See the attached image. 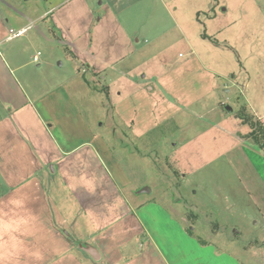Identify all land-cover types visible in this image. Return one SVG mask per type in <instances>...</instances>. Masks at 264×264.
<instances>
[{"label": "crops", "instance_id": "1", "mask_svg": "<svg viewBox=\"0 0 264 264\" xmlns=\"http://www.w3.org/2000/svg\"><path fill=\"white\" fill-rule=\"evenodd\" d=\"M173 2L178 5L172 7ZM184 2L53 0L47 9L28 14L32 18L27 23L25 14L5 17L2 8L8 7L0 0V69L10 74L18 87L17 94L3 96L6 113H0V264H243L230 252L187 234L157 200L144 198L137 191L126 194L130 179L121 162L102 132L92 128L63 88L75 80L89 85L80 77L89 74L105 80L107 84L102 86L106 94L110 93L109 84L124 77L126 92H119L121 97L111 104L118 122L130 133L146 134L153 129L155 113L160 112L158 123L162 124L176 118L181 109L202 123L193 127V133L211 130L225 134L229 147L223 151L234 148L233 155L240 157H231V165L234 170L242 169L239 178L264 220V151L245 136L251 127L233 110L213 113L205 120L224 105L219 88L226 87L225 77L205 67L197 57L194 43L200 34L191 33V27L199 20V8L191 10ZM31 21L37 34L43 35V28L57 39L63 54L73 62L55 86L36 91L33 87L32 96L21 83L31 88L38 81L36 75L45 69L57 74L62 71L59 66L53 69L52 61L45 57L43 67L37 65L39 68L31 72L23 46L9 45L18 38L30 40L26 33ZM11 30L22 32L8 38ZM170 30L176 31L175 41L182 38L187 43L192 57L164 68L154 62V73L138 78L136 68L141 69L142 61L159 58L162 49L169 48L170 43L160 47L157 40L163 31ZM26 57L30 59L31 53ZM246 86L249 88V82ZM187 91L190 99L185 96ZM249 93L252 103L248 112L254 121L264 123V103ZM201 102H208L201 113L189 109V105ZM174 125L176 129L183 126ZM183 130L189 129L183 126ZM192 141L198 142L179 140L169 155L180 171L185 170L186 148ZM60 188L70 196L73 206L63 203Z\"/></svg>", "mask_w": 264, "mask_h": 264}, {"label": "rangeland", "instance_id": "2", "mask_svg": "<svg viewBox=\"0 0 264 264\" xmlns=\"http://www.w3.org/2000/svg\"><path fill=\"white\" fill-rule=\"evenodd\" d=\"M2 1H6L8 7V11L2 8L5 17L9 18L13 13L25 14L27 15L25 20L28 23L29 18H32L28 14L35 15L47 9L49 2L53 0ZM184 1L191 10L195 7L199 8L197 13L199 20L195 21L191 27V33H199L201 36H198L197 42L194 43L197 57L201 59L205 67L225 77L226 87L219 88L224 105H220V109L212 112V115L210 112V115L205 116V120L213 117V113H229L226 107L232 108L234 115L241 110L255 119L252 113L248 112L249 104L252 103L248 94L253 92L252 94L258 95L264 103V0ZM173 4L172 7L178 5L177 2ZM36 23L39 28L42 27L40 22ZM29 24L31 29L26 33V37L30 39V43L25 38H18L9 42V45L23 46L24 58L31 62L27 65L31 68V72L39 68L37 65L43 67L45 57L50 58L53 69L59 66L62 71L57 74L50 71L51 69H45L36 75L38 81L31 88L21 83L22 89L32 96L30 89L33 87L36 91L39 87L42 90V88L49 89L55 86L62 79V73L72 69L73 62L69 55L63 54L64 50L57 39L53 40L52 36L40 28L42 30L40 32L50 39L46 41L42 38L43 35L36 33L38 31L33 28L34 22L31 21ZM9 26L13 27L10 23ZM34 33H36L35 37ZM161 34L163 36L157 40V45L162 47L167 43L170 44L168 49L166 47V50L162 49L164 54H160L159 58L166 57L163 58L162 64L158 62V56L142 61L141 69L136 68L135 75L137 74L138 78H141L143 74L150 77L154 73L152 68L154 62L156 67L159 65L164 68L172 62H181L192 57L187 43L182 38L175 41V30L163 31ZM186 36L191 37L190 33ZM2 51L1 41V54ZM30 53L29 59L26 56ZM34 54H38V62L32 59ZM135 55L143 58L139 52ZM76 68L75 66V71H77ZM3 71L0 69L2 81L0 113H6L3 107V96L18 93L16 83L11 82L12 76ZM13 74L21 81L18 72L14 71ZM108 74L110 75V72ZM80 77L82 81L86 78L94 85L89 86L75 80L63 88L68 95L70 93L73 96L74 103L81 108L84 118L89 119L92 128L102 132L112 153L121 162L123 170L130 179L125 193L134 195L141 187H149L150 193H142V197L161 203L170 211L173 217L171 219L179 221L187 234L195 236L200 242H211L219 250L230 252L232 257L243 264H264V220L254 208L253 197L247 193V189L239 178L242 169L234 170L231 165V157L234 156V160L240 157L233 155L234 148L230 152L229 149L227 152L223 151L225 147H229V138L221 132L211 130L205 134L204 131L193 133V127H200L202 123L198 121V118L181 109L176 118L162 124L158 123L160 112L155 113L153 129L146 134H132L128 128L118 122L111 104L121 97L118 95L119 92L121 95L125 94L123 82L125 78L120 77L109 84L110 93L105 94V87L103 89L102 86L107 84L105 80L94 79L89 74H83ZM247 82H249V88L246 86ZM187 93L185 96L190 99L191 92L187 91ZM186 97L184 100L187 99ZM184 100L181 101L186 103L187 101ZM189 106V109L198 110L201 113L205 109L204 106H208V102ZM261 123L264 125L263 122ZM174 124H182L189 130H183V126L176 129ZM196 134L198 137L193 139ZM179 140H198V142L192 141L190 146H187L186 161L184 160L185 170L193 173L187 174L185 170L180 171L169 156L174 152L173 148H177L175 145ZM200 141L202 147H199ZM223 142L227 144L222 145ZM214 143L217 145H213ZM198 153L200 155H197ZM261 153L264 155V152ZM239 165L241 164L237 167ZM243 170L245 178L246 169L243 167ZM261 176L264 180L263 172ZM61 188L63 203L71 204L70 196L64 188ZM256 194H259V191H256Z\"/></svg>", "mask_w": 264, "mask_h": 264}, {"label": "trees", "instance_id": "3", "mask_svg": "<svg viewBox=\"0 0 264 264\" xmlns=\"http://www.w3.org/2000/svg\"><path fill=\"white\" fill-rule=\"evenodd\" d=\"M84 80L91 86L92 84L88 79L84 78ZM102 89V88H100ZM104 89V87H103ZM237 117L242 119L244 123H248L251 127V131L245 135L247 138H250L255 144H257L260 148L264 149V125L259 121H254L251 115H247L243 111H237Z\"/></svg>", "mask_w": 264, "mask_h": 264}, {"label": "water", "instance_id": "4", "mask_svg": "<svg viewBox=\"0 0 264 264\" xmlns=\"http://www.w3.org/2000/svg\"><path fill=\"white\" fill-rule=\"evenodd\" d=\"M229 111L232 110L230 107H226ZM151 189L147 186L141 187L139 190H137L138 193H150Z\"/></svg>", "mask_w": 264, "mask_h": 264}, {"label": "built area", "instance_id": "5", "mask_svg": "<svg viewBox=\"0 0 264 264\" xmlns=\"http://www.w3.org/2000/svg\"><path fill=\"white\" fill-rule=\"evenodd\" d=\"M21 32H22L21 30H18V31H16V32H14V31L11 30V34H10V36H8V38H11L12 36L18 35V34H20ZM33 60H34V61H37V60H38V54H35V55L33 56Z\"/></svg>", "mask_w": 264, "mask_h": 264}]
</instances>
